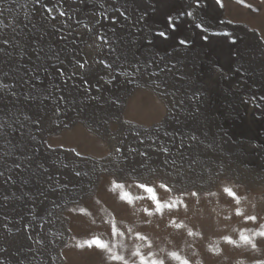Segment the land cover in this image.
Instances as JSON below:
<instances>
[{
  "label": "rangeland",
  "instance_id": "374dc122",
  "mask_svg": "<svg viewBox=\"0 0 264 264\" xmlns=\"http://www.w3.org/2000/svg\"><path fill=\"white\" fill-rule=\"evenodd\" d=\"M9 13L2 264H140L135 252L164 264H181L173 252L190 264L264 259V0H63L62 40L48 37L47 19L39 37L11 34ZM139 184L182 203L156 212ZM93 237L110 251L88 247Z\"/></svg>",
  "mask_w": 264,
  "mask_h": 264
},
{
  "label": "snow or ice",
  "instance_id": "6c2138e0",
  "mask_svg": "<svg viewBox=\"0 0 264 264\" xmlns=\"http://www.w3.org/2000/svg\"><path fill=\"white\" fill-rule=\"evenodd\" d=\"M37 2L39 3V0H37ZM238 3L243 4L244 0H237ZM218 4H221L222 6V0H217ZM196 4L199 5V0H196ZM248 7H251V5H247ZM46 7V6H45ZM49 11H51V9H49ZM64 13H61V15H63ZM189 15H191V13H188ZM169 20H171V17H169ZM160 35H165L164 33H160ZM207 37H205L206 39ZM4 44L8 43V40H4L3 41ZM181 43H187V41H181ZM103 63V61H102ZM83 64H80V67H83ZM107 67H110V65H106ZM38 122V121H37ZM74 151V150H73ZM117 151H119V149H117ZM133 151H135L133 149ZM164 151H168L167 149H164ZM77 155H79V153H77ZM141 155H146L145 153H141ZM17 168L20 167L19 164L16 165ZM0 175H3V173H0ZM77 175H79V173H77ZM9 180H11V177H8ZM117 187H121V185H117ZM138 187L145 189L146 192L149 194L148 199H150L151 201L154 202L155 204V210L156 212H160L162 214L163 209L168 208V209H172L173 207H177L179 203H182V201L177 202V201H173L171 203L168 202H163L161 201V199L157 196L156 194V189L152 186H149L147 184H139ZM160 188H162L164 191H171V189L169 188V186L166 183H161L159 185ZM224 192L227 193L230 197L234 198L236 200L237 203H239V198L236 196V193L233 192L230 188H225ZM209 195H214V193H207ZM192 196H198V193L193 191L191 192ZM123 199H128V194L125 193L122 196ZM5 199H7V197H5ZM146 212H148L149 215H152L153 213L151 211H149L148 209H145ZM236 214L237 215H242L241 210L239 208L236 209ZM244 219L246 221H255L257 219L256 216L253 215H249V216H245ZM177 227H183V225H176ZM113 229L114 231H118V229L115 228V225H113ZM245 230H241V235H240V239L242 241H244L246 244H250L252 249H257V244L252 242V239L250 236L248 235H244ZM189 235H193V233L191 231H189ZM256 235H258L259 237H264V231H260L258 233H256ZM137 238L139 239H146L145 236H143L140 233L136 234ZM225 239L229 242V243H235L234 241H232V239L230 237H225ZM88 247H92L93 245H95L97 248L102 249V250H109V246L107 244V242L102 241L101 239H99L98 237H93L92 240L87 241L86 242ZM133 255L138 256L139 260H140V264H164V262L162 260H156L153 259L151 261H149L146 257H144L141 253L139 252H135L133 253ZM170 255L181 261V264H190V261H188L187 259H183L181 258L177 253L173 252L170 253ZM113 260H124V258L122 256H118V255H112L110 257ZM0 264H2V262H0ZM124 264H128V262L125 260ZM255 264H264V259H258L255 261Z\"/></svg>",
  "mask_w": 264,
  "mask_h": 264
},
{
  "label": "bare ground",
  "instance_id": "6f19581e",
  "mask_svg": "<svg viewBox=\"0 0 264 264\" xmlns=\"http://www.w3.org/2000/svg\"><path fill=\"white\" fill-rule=\"evenodd\" d=\"M25 2L27 4H25ZM56 2H58V4L60 3L62 7L58 5ZM164 6L167 9H170L171 7V5H164ZM10 7H11V13L9 14H12L13 21L16 25V28L14 29L13 32L11 31V34L14 33L18 35V32H22L23 34L29 35L32 33V30H33L34 36L39 37V34H36V32H38L36 30L38 29L37 26L38 24L41 23L42 20L47 19L51 23L54 29L52 32L53 33L52 36H50V33L48 32L49 34L48 37L52 39H55V38L58 39V37L61 36L62 38L59 40L63 39V15H61V13H63V0H51L50 2L48 1L44 3L41 0H39V3L37 2V0H27V1L22 0L20 4H19V1L12 2V0H0V13L1 14H6L8 10L10 9ZM51 8H55L58 14H54L52 13L53 11L52 12L49 11V9ZM209 53L213 54L211 51ZM230 56H231V59H234L232 56V53L230 54ZM232 64H233V61H232Z\"/></svg>",
  "mask_w": 264,
  "mask_h": 264
}]
</instances>
